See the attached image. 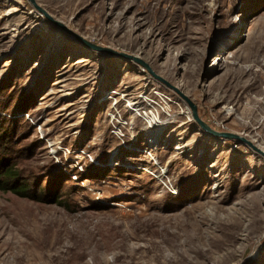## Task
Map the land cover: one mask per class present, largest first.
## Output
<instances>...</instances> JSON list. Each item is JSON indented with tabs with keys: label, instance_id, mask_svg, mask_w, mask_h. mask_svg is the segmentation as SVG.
I'll list each match as a JSON object with an SVG mask.
<instances>
[{
	"label": "rangeland",
	"instance_id": "374dc122",
	"mask_svg": "<svg viewBox=\"0 0 264 264\" xmlns=\"http://www.w3.org/2000/svg\"><path fill=\"white\" fill-rule=\"evenodd\" d=\"M34 2L71 34L0 0V114L58 202L0 193V264H264V158L135 61L264 152V0Z\"/></svg>",
	"mask_w": 264,
	"mask_h": 264
},
{
	"label": "trees",
	"instance_id": "16d2710c",
	"mask_svg": "<svg viewBox=\"0 0 264 264\" xmlns=\"http://www.w3.org/2000/svg\"><path fill=\"white\" fill-rule=\"evenodd\" d=\"M22 120L6 118L0 114V193L55 204L58 198L51 194L53 192L51 185L42 186L45 180L38 178L22 165L32 155L30 149L22 144L26 139L20 132ZM25 128L29 130V126L25 125Z\"/></svg>",
	"mask_w": 264,
	"mask_h": 264
},
{
	"label": "water",
	"instance_id": "95a60500",
	"mask_svg": "<svg viewBox=\"0 0 264 264\" xmlns=\"http://www.w3.org/2000/svg\"><path fill=\"white\" fill-rule=\"evenodd\" d=\"M27 2L34 8L36 9L38 12H40L43 17L49 21L52 25H54L55 27L59 28L60 30L71 34L70 31H68L66 29V27H64L62 24L54 21L47 13H45L43 10H41L34 2V0H27ZM75 37V39L79 40L83 45H85L88 49H91L95 52L98 53H105L108 55H112L115 57H119V58H126L129 59V56H126L124 54H119L116 53L114 51H111L109 49H105V48H101L95 45H92L90 43L84 42L82 41L80 38H78L76 35H73ZM138 64H140L141 66L145 67L147 69V71L149 72V74L156 79L158 82H160L161 84H163L164 86H166L167 88H169L170 90H172L175 94H177L183 101L184 103L187 105L188 109H189V113L191 116L192 121L198 126V128L203 132V134H205L206 136L212 137L214 139H220L223 141H238L241 144H243L244 146L250 148L252 151H254L256 154H258L259 156H261L262 158H264V152L259 150L258 148H256L255 146H253L250 142L246 141L244 138L239 137L237 135L234 134H230V133H222V132H217L215 130H213L212 128H210L207 124H205L199 117L197 114V110L196 107L192 104V102L185 97L182 93H180L176 88L170 86L168 83H166L164 80H162L160 77L156 76L155 74H153L150 69L148 68V66L146 64H144L141 61H137L135 60Z\"/></svg>",
	"mask_w": 264,
	"mask_h": 264
},
{
	"label": "bare ground",
	"instance_id": "6f19581e",
	"mask_svg": "<svg viewBox=\"0 0 264 264\" xmlns=\"http://www.w3.org/2000/svg\"><path fill=\"white\" fill-rule=\"evenodd\" d=\"M186 114H188V111H186ZM189 114H188V120H190ZM143 118L145 119L144 120L146 122V128L145 129L147 130V133L145 135H150L149 136L150 140H157L161 134V131L158 130V127H159V125H158L159 122H157L158 118L153 116V115H150V116L144 115ZM155 126H157L156 129L152 130V127H155ZM166 126H167L166 123H163V127H166ZM156 177H159V176H156Z\"/></svg>",
	"mask_w": 264,
	"mask_h": 264
},
{
	"label": "built area",
	"instance_id": "2783aa9c",
	"mask_svg": "<svg viewBox=\"0 0 264 264\" xmlns=\"http://www.w3.org/2000/svg\"><path fill=\"white\" fill-rule=\"evenodd\" d=\"M210 125H211L210 127H213L214 129H217L220 132H226L227 131V128L225 127V125L220 123V122L211 121ZM234 148H236V146Z\"/></svg>",
	"mask_w": 264,
	"mask_h": 264
}]
</instances>
